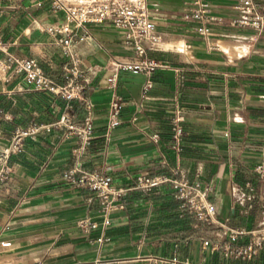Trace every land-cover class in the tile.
Masks as SVG:
<instances>
[{
	"label": "crops",
	"instance_id": "crops-1",
	"mask_svg": "<svg viewBox=\"0 0 264 264\" xmlns=\"http://www.w3.org/2000/svg\"><path fill=\"white\" fill-rule=\"evenodd\" d=\"M208 1L227 22L236 15L237 0ZM149 9L159 41L153 46L143 39V57L108 24H89V35L76 42L95 120V137L82 162L117 186L178 167L192 181L212 185L219 223L181 217L169 185L150 193L132 191L125 207L104 223L95 193L64 174L75 165L76 138L55 129L27 138L24 150L11 158L10 178L0 186V264H264V247L248 259L217 248L229 239L225 226H264V180L255 172L264 161V32L227 23L204 36L196 22L184 18L186 0H150ZM64 19L50 0H0L6 50L0 51V143H8L18 127L51 123L63 113L61 97L22 89L23 76L5 70L2 62L8 54L33 58L62 81L65 58L47 27ZM224 45L241 49L235 54ZM142 58L165 66L152 71L147 91L145 73H120L121 122L108 129L113 89L106 77L115 61ZM177 107L185 118L181 152L170 146ZM84 113L83 103H77L74 118L80 121ZM250 194L255 197L248 199ZM86 218L98 226H81ZM249 240L244 236L237 242Z\"/></svg>",
	"mask_w": 264,
	"mask_h": 264
},
{
	"label": "built area",
	"instance_id": "built-area-1",
	"mask_svg": "<svg viewBox=\"0 0 264 264\" xmlns=\"http://www.w3.org/2000/svg\"><path fill=\"white\" fill-rule=\"evenodd\" d=\"M150 0H50L55 12L64 14V21L52 24L47 30L57 36V42L65 58L62 81L51 78L45 73L41 65L33 58L17 57L8 54L2 67L11 69L13 74L23 76L22 89L48 91L65 101V109L59 119L51 123H32L27 127H18L8 143H0V186L11 175V158L24 150L25 141L41 133L52 130H64V137H74L77 145L73 149L76 156L75 165L65 171L68 180L85 187L95 193L101 204L104 223L111 222L110 214L124 208L127 196L132 191L150 193L162 185H169L174 197L179 201L180 216H190L197 223L214 225L219 223L218 209L212 200L213 187L210 183L192 181L180 168H173L170 173L140 174L132 185L117 186L112 178L97 170L86 168L82 162V154L95 137L94 133V104L85 94V70L82 58L76 49V42L80 36H87L89 24H108L123 34L125 44L132 47L134 53L143 57L147 47L143 39H148L156 46L159 36L155 34L156 23L150 16ZM189 9L184 14L188 21L197 23V31L208 36L214 25L229 24L233 27L248 28L260 34L264 32V0H237L234 5L236 15L228 22L224 16L215 13L208 0H186ZM83 31V33H81ZM6 51L0 35V51ZM165 63L152 58H142L139 61L117 60L112 65L106 77V84L113 89L108 116V129L115 128L121 122L123 96L119 93L121 85L119 76L122 71L143 72L147 75L144 90L152 85V71ZM83 103L85 113L82 120L74 118L73 110L77 103ZM184 114L177 107L171 118L170 146L177 152L182 151V140L185 135L183 126ZM158 135H154L157 138ZM255 172L264 180V161L255 167ZM250 194L248 199H253ZM81 226L95 228L97 221L90 218L83 219ZM224 234L229 239L217 248L227 255L244 259L252 258L264 247V226L256 229L225 226ZM244 236H250L247 243L237 242ZM209 242L206 241V244ZM5 246L10 242L4 243Z\"/></svg>",
	"mask_w": 264,
	"mask_h": 264
},
{
	"label": "bare ground",
	"instance_id": "bare-ground-1",
	"mask_svg": "<svg viewBox=\"0 0 264 264\" xmlns=\"http://www.w3.org/2000/svg\"><path fill=\"white\" fill-rule=\"evenodd\" d=\"M224 47L228 50V51H230V52H232V53H238L239 51H240V47L239 46H237V45H224Z\"/></svg>",
	"mask_w": 264,
	"mask_h": 264
},
{
	"label": "water",
	"instance_id": "water-1",
	"mask_svg": "<svg viewBox=\"0 0 264 264\" xmlns=\"http://www.w3.org/2000/svg\"><path fill=\"white\" fill-rule=\"evenodd\" d=\"M2 229V226L0 225V230Z\"/></svg>",
	"mask_w": 264,
	"mask_h": 264
}]
</instances>
